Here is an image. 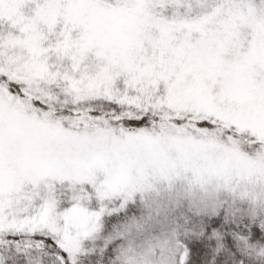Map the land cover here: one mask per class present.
I'll return each mask as SVG.
<instances>
[{
	"label": "snow or ice",
	"instance_id": "obj_1",
	"mask_svg": "<svg viewBox=\"0 0 264 264\" xmlns=\"http://www.w3.org/2000/svg\"><path fill=\"white\" fill-rule=\"evenodd\" d=\"M0 264H264V0H0Z\"/></svg>",
	"mask_w": 264,
	"mask_h": 264
}]
</instances>
